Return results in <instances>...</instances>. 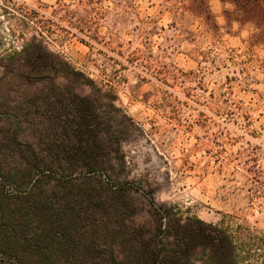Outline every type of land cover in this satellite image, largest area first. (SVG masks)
Listing matches in <instances>:
<instances>
[{
	"label": "rangeland",
	"instance_id": "374dc122",
	"mask_svg": "<svg viewBox=\"0 0 264 264\" xmlns=\"http://www.w3.org/2000/svg\"><path fill=\"white\" fill-rule=\"evenodd\" d=\"M184 4L0 0V53L45 38L140 128L124 145L123 180L146 181L182 218L264 233V47L227 19L229 4L210 0L209 21ZM23 9L33 24L22 35Z\"/></svg>",
	"mask_w": 264,
	"mask_h": 264
},
{
	"label": "trees",
	"instance_id": "16d2710c",
	"mask_svg": "<svg viewBox=\"0 0 264 264\" xmlns=\"http://www.w3.org/2000/svg\"><path fill=\"white\" fill-rule=\"evenodd\" d=\"M220 1L232 6L228 20L253 29L251 46L264 47V0ZM209 2L184 9L209 21ZM19 15L23 35L33 19ZM135 130L42 36L1 52L0 264H264V233L240 238L182 218L146 181L123 180Z\"/></svg>",
	"mask_w": 264,
	"mask_h": 264
}]
</instances>
